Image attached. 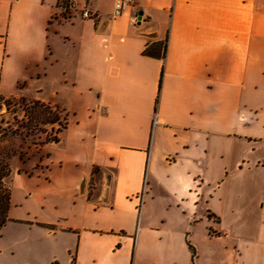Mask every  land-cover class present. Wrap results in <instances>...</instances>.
I'll return each instance as SVG.
<instances>
[{
  "label": "crops",
  "instance_id": "1",
  "mask_svg": "<svg viewBox=\"0 0 264 264\" xmlns=\"http://www.w3.org/2000/svg\"><path fill=\"white\" fill-rule=\"evenodd\" d=\"M113 4L0 0V96L66 118L0 264H264V0Z\"/></svg>",
  "mask_w": 264,
  "mask_h": 264
},
{
  "label": "trees",
  "instance_id": "2",
  "mask_svg": "<svg viewBox=\"0 0 264 264\" xmlns=\"http://www.w3.org/2000/svg\"><path fill=\"white\" fill-rule=\"evenodd\" d=\"M22 109V120L17 122L12 117V124L9 123L5 128H0V230L7 223V214L10 205V179L12 172V162L14 158L21 159L15 150V143L21 141L22 144L30 143L33 146H42L44 144H56V138L40 140L44 135V130L39 129L41 125H57V134H59L66 125L65 116L61 118L58 109L38 101L26 102L20 100ZM15 114V112H14ZM190 249L191 246L188 245ZM194 256V254H193Z\"/></svg>",
  "mask_w": 264,
  "mask_h": 264
},
{
  "label": "rangeland",
  "instance_id": "3",
  "mask_svg": "<svg viewBox=\"0 0 264 264\" xmlns=\"http://www.w3.org/2000/svg\"><path fill=\"white\" fill-rule=\"evenodd\" d=\"M64 13L66 12L62 11L60 15H63ZM20 100L21 99L4 98L0 96V128L1 129L8 126L9 123L12 124V117H14L15 120H17V122L22 120L23 118L22 109L24 107L23 105H21ZM25 101L30 102V100H26V99ZM60 115H61V118L64 117L62 113ZM57 128H58L57 125H46V126L41 125L39 129L44 130L45 133L44 135H41L40 140H43V139L45 140V138L48 140L56 138V136L59 135L56 133ZM14 145H15L14 148L17 154L21 156V159H18V157L13 159V162H12L13 168H12L11 176L9 177L10 181L13 175L17 171H27V167L25 165L27 160H31L30 162H32L35 159L37 160L43 157V153H41V149H39V146H33L30 143L22 144L21 141H17ZM11 189L21 190L20 187L17 186L16 182L14 181L10 183V190ZM29 206H31V201L26 200L24 203V207L20 209L17 208L14 210V212L16 215H24L27 212V210L31 208ZM19 230H20V227L14 223L6 224V226L4 225V229L2 227V229L0 230V246H5L4 244L7 242H4L5 241L4 239L9 237L11 233L13 232H19ZM26 245H28V243H26L25 246ZM6 254L9 255L8 251H6ZM12 260H16V259H11V257H9L7 261H12ZM173 263H178V261H175L172 256L167 257L166 260L164 261L160 259H152L151 261L146 262V264H173ZM187 264H190V260H187Z\"/></svg>",
  "mask_w": 264,
  "mask_h": 264
},
{
  "label": "built area",
  "instance_id": "4",
  "mask_svg": "<svg viewBox=\"0 0 264 264\" xmlns=\"http://www.w3.org/2000/svg\"><path fill=\"white\" fill-rule=\"evenodd\" d=\"M134 0H114L112 17H119L123 14V12L133 4ZM81 16L84 19H93L95 14H93L90 10L85 9Z\"/></svg>",
  "mask_w": 264,
  "mask_h": 264
}]
</instances>
